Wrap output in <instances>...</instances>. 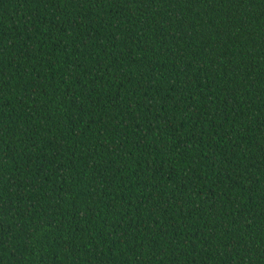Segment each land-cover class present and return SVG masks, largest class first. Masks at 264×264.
<instances>
[{
  "label": "trees",
  "instance_id": "trees-1",
  "mask_svg": "<svg viewBox=\"0 0 264 264\" xmlns=\"http://www.w3.org/2000/svg\"><path fill=\"white\" fill-rule=\"evenodd\" d=\"M0 264H264V0H0Z\"/></svg>",
  "mask_w": 264,
  "mask_h": 264
}]
</instances>
